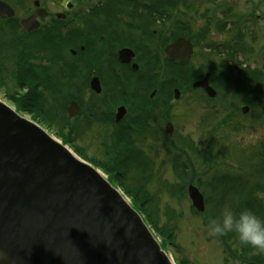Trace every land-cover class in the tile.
<instances>
[{
    "label": "rangeland",
    "instance_id": "374dc122",
    "mask_svg": "<svg viewBox=\"0 0 264 264\" xmlns=\"http://www.w3.org/2000/svg\"><path fill=\"white\" fill-rule=\"evenodd\" d=\"M8 1L15 5L16 0ZM33 1L17 0L29 9L33 7ZM41 1L50 10H60L55 4L59 3V0ZM67 1L69 0H64L65 3ZM112 1L114 0H108L107 4H113ZM143 2L172 16L161 19L164 21L162 28L173 25L175 29L180 27L179 30H183V27H187L190 38L197 41V57L191 62L190 71L197 70L195 67L202 64L201 57L207 54L203 64L206 65L208 62L207 67H210L211 60L216 62L213 69L210 68L215 73L221 74L230 67H237L236 74L240 70L242 72L251 70L256 76L254 85L260 84V89L264 88V0H143ZM128 3L130 0L127 1L128 17L132 14L134 23L138 15L145 17L144 7L135 10ZM17 9L21 10L20 7ZM27 12L19 11L17 17L22 18ZM258 14L260 17L257 20L253 16ZM148 17L153 19L160 16L150 14ZM15 34L11 28L5 31L0 25V48L8 44L6 41L13 40ZM218 45L222 46L217 48ZM38 50L35 48L33 52ZM68 50V47L63 49L64 57ZM94 50L96 56H99L97 47ZM43 52L46 53L50 64L47 66L39 64L34 70L37 72L35 76L43 79L44 87L39 89L41 93L32 91L29 99H25L30 110L27 112L17 111L16 98L12 96L14 93L16 96L18 93L20 95L24 93L23 87L17 88V83L22 81L21 76L17 75L35 66L26 64L25 57L31 56L41 61L44 53L27 55L25 49L22 52L15 50L13 54H8V58L12 57L13 60L8 64L3 63L0 56V69L5 77L0 85V101L15 110L18 115L38 125L42 118L40 113H49L55 124L67 126L64 129L69 135L67 129L70 128L69 124L72 129V123L69 121L61 125L60 116H67L63 104L72 94L71 91L68 93L70 81L65 79L66 77L58 81L55 53ZM193 72L190 75L193 76ZM162 73L165 77L160 78V89L171 88L168 83L171 82L170 78L173 75L168 71V78L165 72ZM162 79H165L163 81L166 82L163 83H166V86H163ZM215 83L217 86L220 84L219 81ZM223 91V88L219 87V97L213 102L205 99L202 94L194 98L187 95L177 103L170 100L172 109L167 117L175 128L174 140L171 142L164 135L165 118L162 121L160 119V139L163 141L157 157L149 156L151 162H148L149 169L141 172L143 166L139 157L133 154L137 158L136 162H140V167L131 162L127 168L120 170L125 176L126 187L132 189L136 187V183H140L144 187L143 191L152 198L147 208L158 228L165 229L166 232L173 231L174 245L164 247L163 240L146 224L161 250L174 264H250L248 252L251 247L241 245L234 234L224 237L210 236L207 228L208 219L217 217V213L220 217L226 207L234 211L252 208L258 216L264 218V159L257 157L262 152L264 142L262 113L264 102L259 107L252 106L247 103L251 100L246 93L237 92L235 95L231 93L235 97L232 99L231 95L226 97ZM61 98L64 100L60 101ZM191 98L199 101L192 102ZM262 98L264 101V97ZM245 107L249 108V112L243 115L242 110ZM39 127L59 143L64 142L59 135L56 137L55 129L48 128L45 124ZM219 135L223 136L222 143H217L214 150L209 152V142ZM91 139L92 137L84 135L82 142L78 143L79 147L89 148L86 154L89 157L94 156L98 145ZM173 142L179 144L176 155L169 152L170 144ZM74 144L77 146L75 142ZM64 145L75 157L83 161L76 156L72 146ZM185 166L189 169L185 170ZM98 173L124 196L122 190L105 175L104 170H98ZM229 183H234L232 185L235 186H225ZM190 186L197 188L203 195L205 213L201 214L193 207L187 191ZM124 198L133 208L131 199L127 196Z\"/></svg>",
    "mask_w": 264,
    "mask_h": 264
},
{
    "label": "flooded vegetation",
    "instance_id": "af4514ba",
    "mask_svg": "<svg viewBox=\"0 0 264 264\" xmlns=\"http://www.w3.org/2000/svg\"><path fill=\"white\" fill-rule=\"evenodd\" d=\"M1 1L13 9L14 16L0 17V25L3 30L8 31V28H11L16 33L13 40L6 41L8 44L0 48L3 63L13 62L12 57L8 58V54H13L15 50L22 52L25 49L27 55L44 53L41 61L31 56L24 58L26 64L35 66L30 65L31 68L17 75L22 79L17 83V88L23 87L24 93L22 95L18 93L17 96L14 93L12 96H15L16 101L29 99L28 96L32 91H39L44 87L43 79L35 76L37 72L34 67L39 64L49 65L50 61L43 51L54 52L57 65L56 78L61 81L66 77L65 79L70 81L68 93L72 92L71 97L63 104L67 116H60V123L63 125L64 122L71 121L72 129L69 124L70 128L67 132L77 156L92 165L97 162L101 165V170L123 174L120 172L124 169L121 163L133 154L139 157L143 166L141 172L148 170V164L151 163L149 156L157 157L159 146L163 141L160 139V119L162 121L165 118L164 135L171 142L174 140L175 128L167 117L172 109L170 100L177 103L187 95L189 98H194L202 94L205 99L213 102L219 97L218 90L213 88L212 80L220 79L222 74L211 70L217 63L211 60L210 67H207L208 62L204 65L206 54L200 59L202 64L195 67L197 70L190 71L191 62L197 57V41L190 38L187 27H183V30H179L180 27L175 29L173 25L162 28L164 21L162 22L161 19L170 18L171 15L163 13L156 9L157 7H151L152 5L144 3L143 0H130L128 3L135 10L138 7L145 9V17L138 15L136 23L132 21V14L128 17V0H114L113 4H107L108 0H74V2L69 0L66 3L64 0H59V3H55L59 6L58 11L50 10L41 0H34L30 9L17 0L14 1L15 5L8 0ZM19 7L21 10L17 9ZM19 11L28 12L22 18H18ZM150 14H156L161 18H149ZM31 18H34V23L26 25L27 29H24L21 22ZM203 37L206 36L203 34ZM178 40L187 41L191 45L192 54L187 64L181 59H172L166 54V49ZM219 46L222 45H218L217 48ZM66 47L69 50L64 57L63 49ZM95 47L99 56H96ZM35 48L39 50L33 52ZM125 51H130L133 55ZM180 64L187 67L184 71L185 75L193 72L195 81L191 84V89L172 88L176 68ZM168 71L173 75L170 78L171 82L168 83L172 89L167 87L160 89V78L165 77L162 72H165L169 78ZM207 76H209V85L217 93L212 98L203 88H193L195 83L203 81ZM4 80L5 77L0 69V85ZM163 80L165 79H162V83L166 82ZM163 86H166V83H163ZM61 100L63 101L64 98ZM198 101V99L192 100V102ZM71 105H74L73 115H69L68 112ZM169 125L173 127L172 135L166 131ZM84 135L92 137L91 140L98 143L97 151L92 157L86 155L88 147H79L78 143L82 142ZM74 142L77 146H74ZM170 145V154L172 152L176 155L178 142ZM248 255L250 264H264V253H258L250 248Z\"/></svg>",
    "mask_w": 264,
    "mask_h": 264
},
{
    "label": "water",
    "instance_id": "95a60500",
    "mask_svg": "<svg viewBox=\"0 0 264 264\" xmlns=\"http://www.w3.org/2000/svg\"><path fill=\"white\" fill-rule=\"evenodd\" d=\"M12 16V8L0 0V17ZM30 23L34 18L21 25L27 29ZM166 54L187 64L192 48L178 40ZM193 88L216 96L209 76ZM166 131L172 135L173 127ZM187 191L196 211L205 213L199 190ZM0 264L173 262L143 218L97 170L0 101Z\"/></svg>",
    "mask_w": 264,
    "mask_h": 264
},
{
    "label": "trees",
    "instance_id": "16d2710c",
    "mask_svg": "<svg viewBox=\"0 0 264 264\" xmlns=\"http://www.w3.org/2000/svg\"><path fill=\"white\" fill-rule=\"evenodd\" d=\"M160 18V17H159ZM179 67L176 68V73H175V81L173 82L174 84L172 85V88H190L191 89V84L195 81V78L193 76L190 75H185L184 71L186 70L185 66L183 65H178ZM237 67H233V68H226L221 74V78L220 79H215L213 80V85L215 86L214 88L219 90V87L223 88V93L225 94L226 97H229L231 95V98H235L233 97L232 94H236L237 92H243L246 93L248 95V97L250 98L251 101L247 102L250 103L252 106H261L264 97V88L260 89V84H256L254 85L256 82V76L255 74L251 73V70H245V72H242L241 70L236 74L235 73V69ZM215 81H219L220 84L217 86ZM232 93V94H231ZM232 102H234L232 100ZM16 109L17 111L19 110V112H27L30 111L27 105L26 100L23 98L20 101H16ZM224 110H228V109H224ZM261 110V109H260ZM262 113H264V109L262 110ZM40 117H42L40 119V124L39 125H43L45 124L48 128L51 129H55L56 130V134L57 136L59 135L60 138L64 141L63 143L66 145L71 146L72 145V140L71 137L69 135H67L65 133V129L61 128L60 126H58L57 124H55V122L52 121V119L48 114H43L42 112L40 113ZM225 122V121H224ZM223 122V124L225 125V123ZM218 135V132H216ZM220 136V137H219ZM217 138H214V140H212L211 142H209V152L214 150V147L217 143H222L223 140V136L219 135ZM220 140V141H219ZM220 149V148H218ZM218 155L220 154V150L217 152ZM259 158H263L264 156L262 155V152L259 153V155L257 156ZM136 157L135 155H129L127 157V159L121 163V167L123 168H127V165L129 163L132 162V164L134 163L135 165H137V167H140V162H136ZM94 163V162H93ZM94 166H96L97 168H100L101 165L98 164L97 162H95V164H93ZM188 166H185V170H188ZM106 172V175H108V177L110 178V181L116 185L118 188H120L124 194L129 197L131 199L132 202V206L135 209V211L139 212V214H141L146 222V224H148V226H150V228L157 234V236H160V238H162L163 240V245L162 246H168V245H174V241H173V231H164L165 229H159L157 224L153 221L152 214L151 212L148 210L147 206L148 204L152 201L151 197L149 196L148 193H146V191H143V186L140 183H136V187L134 186V188H128L126 187V185L124 184V180H125V176L123 174H116V172H111L108 170H104ZM200 181V180H199ZM234 184V183H232ZM231 183L225 185L228 187H233L235 185H232ZM142 190V191H141ZM217 209V208H216ZM252 209V208H250ZM253 210V209H252ZM219 216V214L217 213V217ZM216 217V216H215Z\"/></svg>",
    "mask_w": 264,
    "mask_h": 264
},
{
    "label": "clouds",
    "instance_id": "9594fccd",
    "mask_svg": "<svg viewBox=\"0 0 264 264\" xmlns=\"http://www.w3.org/2000/svg\"><path fill=\"white\" fill-rule=\"evenodd\" d=\"M207 228L212 237L234 234L241 245L264 253V218L252 209L234 211L226 207L220 217H209Z\"/></svg>",
    "mask_w": 264,
    "mask_h": 264
}]
</instances>
